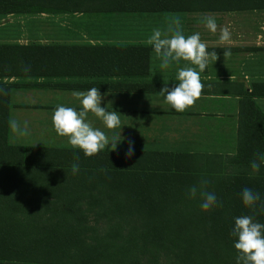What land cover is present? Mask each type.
Segmentation results:
<instances>
[{
	"label": "trees",
	"instance_id": "16d2710c",
	"mask_svg": "<svg viewBox=\"0 0 264 264\" xmlns=\"http://www.w3.org/2000/svg\"><path fill=\"white\" fill-rule=\"evenodd\" d=\"M259 8L264 0H0L5 14ZM149 49L140 42L0 41V264H236L234 218L252 215L264 223L259 203L250 209L240 195L249 187L264 200V165L250 174L254 154L264 152V112L254 100L264 96V81L239 91L234 143L223 153L133 149L125 159L127 149L106 147L89 157L72 146L10 139L12 88L47 84L36 78L143 76ZM100 81L87 85L175 86ZM77 155L80 172L73 175ZM202 177L211 180L208 191L223 207L206 212L199 196L188 197V188Z\"/></svg>",
	"mask_w": 264,
	"mask_h": 264
},
{
	"label": "crops",
	"instance_id": "0c3cea01",
	"mask_svg": "<svg viewBox=\"0 0 264 264\" xmlns=\"http://www.w3.org/2000/svg\"><path fill=\"white\" fill-rule=\"evenodd\" d=\"M12 14V13H6ZM216 17L218 29L212 33L208 29L194 28L182 30L185 36L200 33L201 40L208 45V51H216L218 60L209 61L206 69L200 73L205 85L201 97L194 106L183 112H177L160 94V90L99 88L102 94L101 106L109 111H116L121 119V127L133 126L132 130H145L159 134L163 138L183 142L181 150L188 151H218L226 152L232 149L238 121V99L241 89L248 90L254 81H264V22L259 21L255 29L251 24H242L236 14L227 12L225 15L212 14ZM228 26L232 32V39L227 43L219 40L220 28ZM152 33L148 36H137L135 41L147 44L148 72L143 76L132 77H53L36 78L44 81V86H34L44 90H65L68 93L58 95H39L37 100L19 101L18 95L9 97L8 130L10 139L19 143H43L60 146H71L67 139L58 135L53 126L52 116L58 105L82 110L80 100L72 95L73 91H87L91 87L87 83L91 80H133L134 82L179 83L176 79L179 67L193 66L189 61L181 60L179 64L173 62L168 69L160 68V59L154 48L148 43ZM171 35V34H169ZM18 38L10 41H18ZM6 41V40H5ZM21 42V41H18ZM133 42H122L133 43ZM89 43H103L90 42ZM109 43V42H105ZM119 44V43H114ZM224 50H230L231 55L223 56ZM197 70H199L197 68ZM26 81V79H25ZM100 81V82H101ZM69 82L72 87H64ZM86 83V84H85ZM51 84V85H50ZM83 86H76V85ZM26 89L29 87H25ZM257 106L264 112V96H256ZM133 117L130 119L129 117ZM89 121L94 127L105 131L107 135L122 131L121 127L107 129L102 120L89 113ZM16 120L21 126L28 122L27 135L13 133L10 121ZM147 126L146 129H142ZM138 131V132H137ZM58 136V137H56ZM164 150V149H162ZM170 150V149H165Z\"/></svg>",
	"mask_w": 264,
	"mask_h": 264
},
{
	"label": "clouds",
	"instance_id": "9594fccd",
	"mask_svg": "<svg viewBox=\"0 0 264 264\" xmlns=\"http://www.w3.org/2000/svg\"><path fill=\"white\" fill-rule=\"evenodd\" d=\"M205 27L215 33L218 29L216 17L206 15L201 18ZM171 34V35H169ZM232 39V32L228 26L220 28L219 40L227 43ZM148 43L153 46L157 57L160 59V68L168 69L173 62L179 64L181 60L189 61L193 66L179 67L176 79L179 83L169 88L166 84L160 89V94L165 97L168 104L177 112H183L194 106L201 97L205 85L202 83L200 73L209 64V61L218 60L216 51H208V45L201 40L199 32L185 36L182 32V22L180 17H173L168 24L167 31L153 29ZM231 55L230 50H224L223 56ZM197 68L199 70H197ZM23 71H30V66L25 65ZM72 95L80 100L82 110L73 107L58 105L53 113L52 121L55 131L62 137H67L73 149H80L85 156L98 155L102 150L111 145V150H116L121 142V134L107 135L105 131L94 127L89 121V113L94 114L102 120L107 129L121 127V119L116 111H109L101 106L102 94L99 88L92 87L85 91H73ZM13 133L27 135L29 132L28 122L24 121L23 126L16 121H10ZM133 141L128 139V149L125 152V159L133 156ZM257 158L251 161V173H259L264 165V152L254 154ZM75 162L71 166L73 175L80 172L79 156H75ZM106 171V170H105ZM211 180L202 177L198 184L188 188L187 194L190 199L199 196L200 207L203 211H210L214 208L223 207V201L218 199L215 192L208 191ZM243 204L255 209L259 203L261 210H264V200L259 192L249 187H244L241 191ZM234 228L230 236L236 237L234 247L237 250L236 264H264V223L255 220L252 215H241L234 218Z\"/></svg>",
	"mask_w": 264,
	"mask_h": 264
},
{
	"label": "rangeland",
	"instance_id": "374dc122",
	"mask_svg": "<svg viewBox=\"0 0 264 264\" xmlns=\"http://www.w3.org/2000/svg\"><path fill=\"white\" fill-rule=\"evenodd\" d=\"M236 14L242 24L257 27L264 22V8L234 11H159V12H37V13H0V41L18 38L21 42H133L137 36H148L153 29L167 31L171 18L180 17L182 30L207 29L202 17L212 14ZM219 26V25H218ZM19 101L37 100L39 95H58L68 93L65 90H44L43 88H12ZM132 119L133 117H129ZM133 126H123L122 131L109 134H121L117 149H128V139L133 141V149H170L181 150L183 142L163 138L159 134L142 130L138 133L127 131ZM143 126L142 129H146ZM58 137V136H56ZM67 139V137H63ZM111 148V145L108 146ZM168 264V263H167Z\"/></svg>",
	"mask_w": 264,
	"mask_h": 264
}]
</instances>
